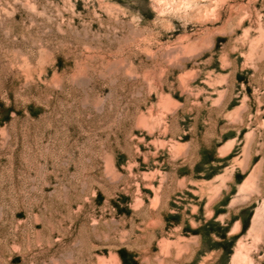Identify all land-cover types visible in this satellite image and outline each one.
Returning a JSON list of instances; mask_svg holds the SVG:
<instances>
[{
	"label": "rangeland",
	"instance_id": "obj_1",
	"mask_svg": "<svg viewBox=\"0 0 264 264\" xmlns=\"http://www.w3.org/2000/svg\"><path fill=\"white\" fill-rule=\"evenodd\" d=\"M0 264H264V0H0Z\"/></svg>",
	"mask_w": 264,
	"mask_h": 264
}]
</instances>
